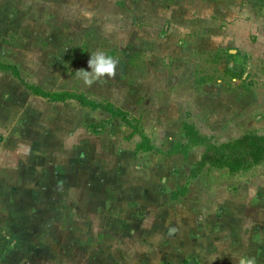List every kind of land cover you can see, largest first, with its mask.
Instances as JSON below:
<instances>
[{"label": "rangeland", "instance_id": "374dc122", "mask_svg": "<svg viewBox=\"0 0 264 264\" xmlns=\"http://www.w3.org/2000/svg\"><path fill=\"white\" fill-rule=\"evenodd\" d=\"M0 63L67 93L0 71V264H264V155L185 132L264 137V0H0Z\"/></svg>", "mask_w": 264, "mask_h": 264}, {"label": "trees", "instance_id": "16d2710c", "mask_svg": "<svg viewBox=\"0 0 264 264\" xmlns=\"http://www.w3.org/2000/svg\"><path fill=\"white\" fill-rule=\"evenodd\" d=\"M0 71H6L14 78L18 79L33 95L40 96L48 101H61L66 98L65 94L67 93L47 91L40 87H36L35 85L25 83L15 66L0 63ZM69 98L77 100L83 106L102 109L103 111L111 114V116L118 117L122 121L129 123L127 113L109 101L104 100L103 102H96L83 95H73ZM185 132L188 137L187 139L191 138V144H203L206 148V151H213L217 155V161L215 162L214 160L212 162V164H215L216 166H227L230 170L242 168L244 166L242 159L243 154L241 153V149L243 147L247 149V152L256 162L260 160L262 155H264V137L258 135H245L230 143L217 146L209 142L206 144L203 143L202 136L199 135L191 125H187ZM142 137L144 136L142 135ZM189 146L190 145L187 147Z\"/></svg>", "mask_w": 264, "mask_h": 264}, {"label": "clouds", "instance_id": "9594fccd", "mask_svg": "<svg viewBox=\"0 0 264 264\" xmlns=\"http://www.w3.org/2000/svg\"><path fill=\"white\" fill-rule=\"evenodd\" d=\"M118 60L113 56L105 53L103 50H96L90 54L88 68L90 71L80 69L76 71V75L85 85H92L94 81L101 78H113L116 74ZM238 264H257L256 258L252 256H242L238 259Z\"/></svg>", "mask_w": 264, "mask_h": 264}, {"label": "crops", "instance_id": "0c3cea01", "mask_svg": "<svg viewBox=\"0 0 264 264\" xmlns=\"http://www.w3.org/2000/svg\"><path fill=\"white\" fill-rule=\"evenodd\" d=\"M174 232H172L171 234H169V235H172Z\"/></svg>", "mask_w": 264, "mask_h": 264}]
</instances>
